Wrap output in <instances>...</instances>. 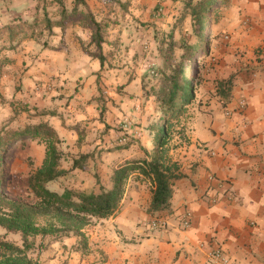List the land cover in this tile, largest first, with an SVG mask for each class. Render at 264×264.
<instances>
[{
	"label": "crops",
	"instance_id": "obj_1",
	"mask_svg": "<svg viewBox=\"0 0 264 264\" xmlns=\"http://www.w3.org/2000/svg\"><path fill=\"white\" fill-rule=\"evenodd\" d=\"M42 1L39 5L35 0H0V37H6L3 27L8 24L19 23L27 29L15 43L0 47V58L16 59L15 66L0 63V67L7 72L26 63L22 83L37 84L35 94L56 83L63 86L62 94L76 84H95L94 74L101 65L90 54L95 49L91 30L83 27L82 5L75 14L73 0ZM162 1L83 0L102 25L101 53L106 63L112 58L129 60L147 47L150 30L145 32L147 26L142 23L159 24L161 18L154 15L157 3L164 6V15L178 5L175 0ZM41 12L42 24L50 31L42 37L27 28L32 16ZM225 15L223 30L234 31L235 37L216 39L217 50L208 55L198 101L203 125L193 128L187 145L170 144L169 156L178 164L181 178L173 183L169 211L163 214L167 227L150 229L155 216L147 209L153 185L137 174L122 187L119 211L108 219H92L83 243L73 236L48 240L37 245L31 257L41 264H264V0H232ZM246 15L251 16L245 20L253 27L245 33ZM125 70L104 73L115 75V84L125 85V91L138 82V78L123 79ZM49 90L50 96L57 93ZM241 101L246 103L243 108ZM77 104H81L77 123L86 117L92 120V113L97 118L96 99ZM61 110L69 112V108ZM43 122L59 138L71 134L58 117L46 116ZM93 124L101 127L96 119ZM85 148L77 152L85 154ZM50 184L48 188L57 191ZM213 196L218 202L210 205ZM184 206L191 212L186 229L178 218ZM217 249L226 262L213 257Z\"/></svg>",
	"mask_w": 264,
	"mask_h": 264
},
{
	"label": "rangeland",
	"instance_id": "obj_2",
	"mask_svg": "<svg viewBox=\"0 0 264 264\" xmlns=\"http://www.w3.org/2000/svg\"><path fill=\"white\" fill-rule=\"evenodd\" d=\"M175 1L178 5L172 7L171 12L160 17L159 24L149 21L142 23L147 26L145 32L150 30L147 33L149 38L147 47L129 60L112 58L106 63V69L94 74L95 84L89 82L85 85L76 84L62 94L63 86L56 83L55 86L46 85L42 93L35 94L34 88L37 84L32 81V85L26 87L22 83L24 73L27 71L24 69L26 63H23L20 69L11 68L7 72L0 67V130L19 131L27 125L41 123L46 116H50L58 117L62 125L71 133L66 138L57 136L59 142L56 145L62 153L61 166L67 174L52 182L50 184L52 189L57 192H61L64 188L98 191L97 179L105 188L112 187L113 169L124 167L125 162L133 158L142 157V148L149 149L154 139L153 122L156 114L153 98L146 99V95L159 85V80L171 64L180 61L184 52L180 46L198 45L200 41H206L209 51L195 52L187 63L193 94L190 103L185 106L180 126L173 132L171 146L187 145L193 128L203 125L201 105H198V101L203 91L208 55L217 50L216 39L225 40L223 36L226 35L229 36L228 40L235 37L234 31L223 30L227 21L225 14L232 0H222L218 9L209 16L206 30L199 37L193 32L190 18L185 16L186 0ZM35 3L40 5L43 1L35 0ZM246 16L242 23L245 33L253 27V24L250 25V20H245L250 19L251 16ZM32 17L31 26L27 27L28 32L34 29L33 35L41 37L50 32L42 24V12L39 16L34 14ZM3 28L6 37H0V47L3 44L15 43L27 30L26 26L19 23L8 24ZM9 35L14 37H8ZM16 61L13 58H0V63L4 64V67L5 64L14 67ZM108 69H114L118 73L126 69L123 79L129 77L130 81L138 78V82L124 91L125 85L115 84L118 82L117 79L113 80L115 75L111 74L110 77L105 75L104 70ZM34 76L36 75L32 74V79ZM107 80L110 81L107 83ZM49 88L56 89L57 93L50 96L52 92ZM90 97L99 103L97 118L92 113V120L86 117L87 119L77 123V105H81L77 103H85ZM61 108H69V112H63ZM60 110L62 112H59ZM95 119L101 124L99 129L93 124ZM47 143L48 141L42 137L25 136L20 140L17 138L12 140L7 150L0 154L2 157L0 193L13 200L34 201L28 189V179L41 166L46 155ZM82 146L87 147L85 154L89 156L86 161H81V166L86 170H71L72 161L81 155L77 149L81 150ZM137 174L129 171L124 183L126 184L129 178H136ZM1 236L12 243L18 245L21 243L18 234H7L0 227ZM47 241V238L42 241L38 238L37 245L43 246Z\"/></svg>",
	"mask_w": 264,
	"mask_h": 264
},
{
	"label": "trees",
	"instance_id": "obj_3",
	"mask_svg": "<svg viewBox=\"0 0 264 264\" xmlns=\"http://www.w3.org/2000/svg\"><path fill=\"white\" fill-rule=\"evenodd\" d=\"M221 2L222 0L184 2L185 16L190 18L193 32L197 37L205 32L209 16L218 9ZM73 3L72 12L75 14L77 6L82 5L83 27L89 28L92 32L91 45H94L95 50L87 52L99 60L103 69L106 58L101 53L104 42L102 25L94 20L83 0H73ZM61 11L63 14L66 13L65 9ZM180 47L184 51L180 61L172 63L159 80V85L146 95V99L152 97L154 103L156 114L153 122L154 139L149 149L142 148V157L133 158L126 162L124 167L114 170L111 189H106L97 179L98 191L74 188H64L61 192L52 191L47 185L67 174L61 166L62 153L56 145L59 138L55 130L47 122L27 125L19 131L0 130V154L7 150L15 138L20 140L25 136L42 137L48 141L41 166L28 179V189L34 201L13 200L0 193V227L7 234H18L21 240L18 245L3 236L0 237V264H41L30 256V252L37 246L38 238L41 241L46 238L56 241L73 236L78 237L83 243L84 230L92 219H108L119 211L122 187L129 171L137 172L153 185L147 212L152 216H163L169 211L173 194L172 185L181 178L178 174V164L169 156L170 142L174 130L181 124L185 106L190 103L193 94L187 63L195 52L209 51L206 41H200L198 45ZM223 87L227 88L228 82H225ZM88 157L87 154H81L74 159L71 170H86L81 166V161H86ZM41 246L39 244L38 247Z\"/></svg>",
	"mask_w": 264,
	"mask_h": 264
},
{
	"label": "built area",
	"instance_id": "obj_4",
	"mask_svg": "<svg viewBox=\"0 0 264 264\" xmlns=\"http://www.w3.org/2000/svg\"><path fill=\"white\" fill-rule=\"evenodd\" d=\"M154 15L157 18H160L164 15V6L161 4L156 5L155 7V13ZM225 39H228L229 36H224ZM246 103L245 101H241V108L245 107ZM210 152V151H209ZM211 179V177H210ZM218 202L217 196H213L209 199V204L214 205ZM179 218V224L183 229H186L190 226L191 221V212L187 209V207H182L181 214L178 216ZM168 225V218L166 216H155L151 218L149 222L150 229L156 230V229H164ZM213 257L219 261L226 262L225 257L222 255L221 251L219 249L215 250L213 253Z\"/></svg>",
	"mask_w": 264,
	"mask_h": 264
}]
</instances>
